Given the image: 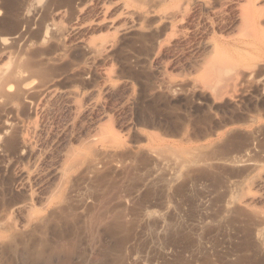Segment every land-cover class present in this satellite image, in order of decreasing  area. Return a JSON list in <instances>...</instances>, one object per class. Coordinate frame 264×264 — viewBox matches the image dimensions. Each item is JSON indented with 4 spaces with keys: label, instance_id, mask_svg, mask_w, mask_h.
<instances>
[{
    "label": "rangeland",
    "instance_id": "374dc122",
    "mask_svg": "<svg viewBox=\"0 0 264 264\" xmlns=\"http://www.w3.org/2000/svg\"><path fill=\"white\" fill-rule=\"evenodd\" d=\"M0 25V264L258 255L223 204L255 180L264 210V0H0Z\"/></svg>",
    "mask_w": 264,
    "mask_h": 264
},
{
    "label": "bare ground",
    "instance_id": "6f19581e",
    "mask_svg": "<svg viewBox=\"0 0 264 264\" xmlns=\"http://www.w3.org/2000/svg\"><path fill=\"white\" fill-rule=\"evenodd\" d=\"M258 12L259 11L255 9V6L249 5L242 8L240 15L238 16H240L242 21H248ZM27 65L28 64H26V66ZM216 65L217 64L215 63H211L212 68H216ZM28 67L30 66L28 65L27 68ZM20 77L21 73L18 71L13 70L7 74L5 71L0 70L1 93L3 94V92L9 90V87H6L5 79ZM255 182V180H249L248 185L245 188H239L237 192L228 193L224 200L223 208L225 212H233L238 217H241L242 222H247V227L244 232H246L245 235L247 237L248 245L253 251H258L259 253H257L259 255L264 252V210H260L255 206V201L258 199V195L252 191L251 187ZM258 255L254 253L246 259H242L239 264H257L260 258Z\"/></svg>",
    "mask_w": 264,
    "mask_h": 264
}]
</instances>
